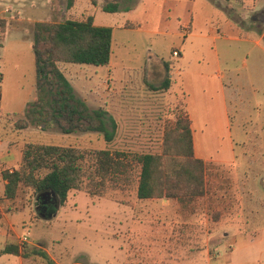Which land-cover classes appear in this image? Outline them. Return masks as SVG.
<instances>
[{
    "label": "rangeland",
    "instance_id": "obj_1",
    "mask_svg": "<svg viewBox=\"0 0 264 264\" xmlns=\"http://www.w3.org/2000/svg\"><path fill=\"white\" fill-rule=\"evenodd\" d=\"M234 1L239 3L229 4L227 10L216 0H187L186 5L173 0H98L96 9L90 0H77L72 8H67L66 0H0V20L6 21L5 31L0 26V140L10 141L8 148L17 154V160L8 164L21 163V149L28 142L108 149L123 152L124 160L160 153L164 130L176 120L177 104L184 98L182 86L188 76L192 82L196 75L191 70L213 73L218 67L227 83L230 123L223 131L215 127L207 131L204 150L216 160L235 155L233 163L206 162L213 191L191 203L140 199L137 164L130 181L108 180L94 196L85 189L72 190L63 207L59 203L42 214L39 195L23 186L5 214L0 209L2 226L16 243L23 248L43 243L41 252L59 253L80 264H223L226 260L248 264L242 262L244 254L258 257L254 241L233 237L245 226L254 229L247 217L260 212L264 202V17H255L259 12L264 15V0ZM114 2L120 4L116 12L103 9ZM210 3L215 4L211 12ZM90 13L97 24L114 27L109 65L63 63L61 67L90 112L105 110L110 130L115 120L113 139L105 140L100 132L65 134L54 124L16 129L15 121L34 100L41 95L50 99V93L36 86L34 23L84 19ZM192 17L197 22L196 37H188L183 29ZM239 17L244 20L240 25ZM216 35L218 40L213 38ZM174 47L181 48L184 58L173 56ZM153 53L170 64L175 81L171 89H152L151 85L162 84L166 74L162 65L151 62L148 67ZM202 97L199 101L206 103L207 116L215 119L211 96ZM204 113L201 108L202 119L207 117ZM3 190L0 172V199ZM210 196L213 202L220 198L231 202L220 222L212 219ZM24 235L27 243L19 240ZM220 244L224 248L218 257ZM30 255L46 261L35 252ZM16 260L7 253L0 255V264Z\"/></svg>",
    "mask_w": 264,
    "mask_h": 264
},
{
    "label": "trees",
    "instance_id": "obj_2",
    "mask_svg": "<svg viewBox=\"0 0 264 264\" xmlns=\"http://www.w3.org/2000/svg\"><path fill=\"white\" fill-rule=\"evenodd\" d=\"M72 8L77 0H66ZM97 6L98 0H90ZM119 3L103 6L108 12H116ZM6 21L0 20L5 31ZM33 51L36 70V86L41 92L50 93V99L43 95L34 100L24 116L15 121L18 130L33 124L45 127L57 125L61 132H100L105 140L114 137L107 126L106 111L90 112L86 101L77 98L71 81L65 75L63 63L109 65L112 54L113 27L97 25L94 16L64 21H36L33 29ZM172 79L167 77L161 86L151 85L154 90H168ZM184 98L177 104L178 115L164 130L162 151L135 154L132 160H124L123 152L108 149L82 150L73 145L40 144L28 142L22 150V161L18 168L5 169V198L18 197L21 187H31L38 195L55 192L60 205H64L72 190H86L90 196L101 192L108 180L128 179L137 164V195L140 199L166 198L191 203L204 198L213 191L210 185L207 163L196 156L193 143L191 119ZM135 162V164H133ZM133 179V178H132ZM210 196L211 216L220 222L224 210L231 203L228 199L213 202ZM215 203V204H214ZM221 205V206H220ZM24 249L18 243H8L0 250L3 253L22 254ZM46 257L50 264H56L45 252L33 250Z\"/></svg>",
    "mask_w": 264,
    "mask_h": 264
},
{
    "label": "crops",
    "instance_id": "obj_3",
    "mask_svg": "<svg viewBox=\"0 0 264 264\" xmlns=\"http://www.w3.org/2000/svg\"><path fill=\"white\" fill-rule=\"evenodd\" d=\"M176 1L182 5H186L187 4V0H173ZM219 3V7L220 8H226L227 10H229V4L231 3H239V2H235L234 0H216ZM242 3V2H241ZM240 3V4H241ZM215 4L210 3L209 5V11L211 12L212 9L214 8ZM95 9L98 8V5L95 6ZM91 15H93L92 13H90ZM94 16V22H95V15ZM240 22H238L240 24H242V22H244V20L239 17ZM95 24H97L95 22ZM197 22L196 20H194V18L192 17L190 20V23L188 24V26L186 28H183L185 30H187L188 32V37H196L195 36V29L194 26H196ZM244 24V23H243ZM100 25V24H97ZM129 26H135L133 24H126L124 25V27H129ZM238 31H241L238 30ZM113 33H114V27H113ZM261 36H264V33H261ZM207 37V36H206ZM213 38L215 40H218L220 38L219 35L213 36ZM112 45H113V37H112ZM218 52L219 49L217 47ZM174 51H178V54L175 55L173 54V56H181L182 58H184V54H182L181 52V48L179 49V47H174L173 52ZM112 55V54H111ZM159 57H157V55L155 53L151 54L149 56V66L148 67H152L151 62H154L155 66H159L162 65L165 68V75H164V79L162 81L163 82L166 80L167 77H170L172 79L173 77V73L171 71V67L170 64L165 62H162V60ZM191 72H193L194 74H196L194 76V80L191 82L189 80V76L187 78V80L185 81L184 85L182 86V93H185L186 96V102H187V110H188V114L189 117L191 119V127H192V131H193V143H194V148H195V154L197 157L203 159L205 162L207 161H218V162H222V163H233L235 160V155L233 156V159H214L213 157L209 156L206 154V151L204 150V146H205V137H206V133L208 130H210L212 127H215L221 131L225 130V128H229L228 125L230 123V117H229V104H228V89H227V83L225 81V77H224V73L222 72V70L218 67V69L213 72V73H209L208 71L202 69V68H198V69H194L191 70ZM191 77V76H190ZM175 81H173L172 79V84L171 87L169 89H171L173 87ZM161 84V85H162ZM194 84V85H193ZM160 85V86H161ZM158 87V86H157ZM184 87L186 89V91L184 90ZM199 90L201 93H198L195 90ZM196 92V93H195ZM202 94L204 96H211V102H210V106L212 111H214L215 115L217 116L215 119L214 118H209L206 114V110L207 112L208 109L206 107V103L204 101H199L202 97ZM201 108H204L205 111V115L207 116L206 118L202 119L201 117ZM206 109V110H205ZM225 126V128H224ZM6 143V146H5ZM10 144V141H4V140H0V172H1V177H2V172L5 169H13V168H18L20 167L21 163L18 164L17 166L11 163H7L8 161L10 162H14L17 160V154L15 153L14 150H12L11 146L8 148ZM15 146V145H12ZM233 148V146H232ZM234 149V148H233ZM7 150V152L5 151ZM23 147L21 149V153H22ZM21 161H22V156H21ZM2 167H4L3 169H1ZM3 179V177H2ZM3 185L5 187V180L3 179ZM2 199H0V209L1 212L4 213V209H7L8 207H11L10 205H13L14 200L15 199H9V198H5L4 196V190L2 191ZM3 202V204H2ZM63 207V205L61 206ZM261 209L260 212L257 211L256 214H254L253 216H249L247 218L250 219V221H253V228L254 229H250L249 227L247 228L245 226V228H240L239 231L241 232L237 237H233V240L238 241L239 239L246 241L248 239H250L251 241L255 242L256 247L258 248V257L254 258L248 253L243 255V263H248V264H264V202H261ZM6 219V217H5ZM5 222L4 221V217L0 219V250H2L3 248H5V246L8 243L14 242L16 243V241L14 239H12L10 237V232L6 231L4 229V227L2 226V223ZM233 224V223H232ZM4 225V224H3ZM247 228V229H246ZM229 234V232H225V235L227 236ZM221 243V242H220ZM250 242L245 243L246 247L250 246ZM28 247L27 248H23L24 250L22 252V254L16 255V254H10L13 255L17 260L15 261V264H31V260L34 262L33 264H50L48 262V260L45 258L46 261L41 260L40 258L38 259L37 257L32 258L31 257V253H34L33 250H43L44 249V245L43 243H32L31 247L29 246V243L27 244ZM243 247V248H246ZM224 248L223 244H220L218 247V250L216 252V256L221 257V252L220 250ZM242 248V249H243ZM47 251V250H46ZM48 256L56 263V264H80V263H76V262H71L69 261V258H66L65 256L57 253V255H53L51 252H49V250L47 251ZM226 253H228L227 255H230L232 253L226 251ZM243 254V253H242ZM215 258H218L216 257ZM11 262V260H10ZM223 264H232V262H230L229 260H226L225 263Z\"/></svg>",
    "mask_w": 264,
    "mask_h": 264
},
{
    "label": "flooded vegetation",
    "instance_id": "obj_4",
    "mask_svg": "<svg viewBox=\"0 0 264 264\" xmlns=\"http://www.w3.org/2000/svg\"><path fill=\"white\" fill-rule=\"evenodd\" d=\"M255 17H258V18L262 19L264 17V15L259 12L258 15L255 16ZM40 198H41L40 202L42 204L38 205V210H39V212L41 214L43 213V211L48 212V211H52V210H54L56 208L55 199H53L49 195H43Z\"/></svg>",
    "mask_w": 264,
    "mask_h": 264
},
{
    "label": "water",
    "instance_id": "obj_5",
    "mask_svg": "<svg viewBox=\"0 0 264 264\" xmlns=\"http://www.w3.org/2000/svg\"><path fill=\"white\" fill-rule=\"evenodd\" d=\"M43 195H49L50 197L54 198L55 200H57V205L56 207H58L59 204V199L57 197V194L55 192H43L42 194H40L37 199L39 200L41 196Z\"/></svg>",
    "mask_w": 264,
    "mask_h": 264
},
{
    "label": "built area",
    "instance_id": "obj_6",
    "mask_svg": "<svg viewBox=\"0 0 264 264\" xmlns=\"http://www.w3.org/2000/svg\"><path fill=\"white\" fill-rule=\"evenodd\" d=\"M175 55H177L178 54V51H174L173 52ZM19 240H20V242H22V243H27L28 241H29V238H28V236L27 235H24V236H22V237H19Z\"/></svg>",
    "mask_w": 264,
    "mask_h": 264
}]
</instances>
